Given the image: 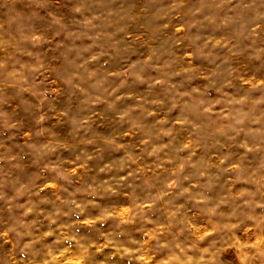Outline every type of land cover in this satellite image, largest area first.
Wrapping results in <instances>:
<instances>
[{
    "label": "clouds",
    "instance_id": "obj_1",
    "mask_svg": "<svg viewBox=\"0 0 264 264\" xmlns=\"http://www.w3.org/2000/svg\"><path fill=\"white\" fill-rule=\"evenodd\" d=\"M0 264H264V0H0Z\"/></svg>",
    "mask_w": 264,
    "mask_h": 264
}]
</instances>
